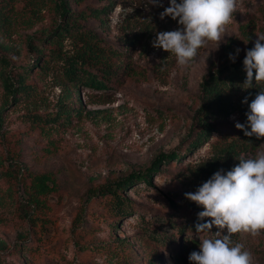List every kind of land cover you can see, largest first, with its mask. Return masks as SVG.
I'll list each match as a JSON object with an SVG mask.
<instances>
[{
	"label": "rangeland",
	"instance_id": "374dc122",
	"mask_svg": "<svg viewBox=\"0 0 264 264\" xmlns=\"http://www.w3.org/2000/svg\"><path fill=\"white\" fill-rule=\"evenodd\" d=\"M1 2L6 13H0V264H153L156 254L159 263L154 264H176V253L199 251L200 239L214 235L216 227L203 234L190 229L191 213L203 208L184 194L195 192L210 177L199 169L210 172L219 139L213 133L207 144L187 150L188 132L201 103L200 85L208 71L218 66L220 52L230 39H238L239 54L255 43L264 0H238L219 45L209 42L187 66L152 46L157 32L179 27L171 17L160 18L169 0H160L163 7L149 0H115L108 17L78 23L107 43L128 50L124 81L104 91L83 87L78 94L66 84L60 62L45 57L50 59L49 68L34 69L25 79L32 93L16 99L10 84L34 62L41 48L35 44L59 17L50 5ZM106 3L72 2L78 9ZM5 15L11 23L5 22ZM243 29L250 39L242 36ZM53 48L56 45L46 43L41 54L50 55ZM64 50L73 55L72 39L64 41ZM67 104L70 111L64 113L61 108ZM34 114L44 119L63 115L64 123L38 125L30 120ZM241 121L239 114L232 115L221 121V130H232ZM174 151H180L182 159L163 164L151 187L139 183L121 191L132 207L123 217H112L115 211L110 203L94 196L100 186L143 171L159 154ZM257 152H264V139L254 153L244 156ZM12 156L15 166L3 159ZM238 163L222 162L217 171L227 172ZM44 172L54 176L57 190L43 208L30 201L24 183L30 184L29 173ZM169 200L183 209L177 213ZM30 215L38 216L36 221L44 218V227L33 225ZM185 226L189 228L179 234ZM233 240L252 253L253 264H264V232L255 237L235 234ZM16 245L23 248L18 254Z\"/></svg>",
	"mask_w": 264,
	"mask_h": 264
},
{
	"label": "trees",
	"instance_id": "16d2710c",
	"mask_svg": "<svg viewBox=\"0 0 264 264\" xmlns=\"http://www.w3.org/2000/svg\"><path fill=\"white\" fill-rule=\"evenodd\" d=\"M29 3L34 2V5H50L51 11H53L59 22L56 26L45 36L43 39L38 40L35 47L37 48V57L33 60L31 65L22 69V74L15 76V83L10 84V90L12 89L13 97L16 99V95L24 97L30 95V84H26V78L30 76L34 69L46 70L49 68L50 59L60 62V67L63 72V76L66 79V84L75 89V93H80L81 88H87L91 90H108L113 83H121L126 77L128 66L124 63V58L128 54V50L122 47L113 46L107 43L103 38H100L93 31L81 26L78 22L81 20L87 21L89 19H102V17H108L112 10V6L115 4V0H106L107 3L103 6H90L86 5L83 8H74L72 2L76 5L84 3L86 0H27ZM9 2V1H7ZM5 2L4 6H8ZM0 3V10L2 14L6 13V9H2ZM46 7V6H45ZM264 15V8H263ZM5 22L11 23L10 18L3 16ZM258 34L264 33V16L257 28ZM243 37L250 39L247 30L243 29ZM73 40L74 52L73 55H69L64 50V41L67 39ZM54 44L56 48H53L50 55L41 54V51L45 48V44ZM238 46V39H230L222 48L219 55V64L216 68L211 69L203 77L200 85L199 100L200 105L195 113V120L191 125V129L188 132V151H193L199 147L207 144L213 133H217L219 136L217 149L213 155L211 167L208 169L210 172H206L204 169H199L201 174L209 175L214 174L213 171H217L218 164L223 162L228 163L231 161H239L238 157L254 153L264 138L256 139L255 136L248 137L244 135L242 130L234 129L229 131L221 130V121L229 118L232 115L239 114L242 121L241 124L246 123L247 117L245 113L248 111V105L242 103L245 97H248V103L250 104L252 99L258 91L264 88V82H257L253 79V85L251 88L245 89L243 85L246 79V72L244 71L243 60L246 50L251 49L254 43L247 46V49L242 53L236 55L235 62L229 59V54H235V50ZM45 57H50L46 59ZM119 61V63H118ZM44 63V66L42 64ZM41 64V65H40ZM125 75V77L121 76ZM29 93V94H28ZM71 100L74 97V93H69ZM20 99V98H19ZM74 101V100H72ZM64 113H69L70 105H66L61 108ZM69 116V115H68ZM63 115L46 117L45 119L39 114L31 115L30 120L38 125H44L50 123L52 125L59 126L62 121ZM220 122V123H218ZM250 130V129H249ZM4 161H8L10 164L13 162V156L11 159L8 157L3 158ZM182 159V153L171 152L161 153L152 162L151 166L143 171L133 172L129 176L119 181L113 182V184H107L106 186H100L94 196H100L104 201L110 203L111 208L115 211L113 216L123 217L126 215L132 207L130 202L123 197L121 191L125 189H133L139 183H145L147 186L152 185V178L155 174L161 172V166L167 165L171 162ZM221 168V167H220ZM15 169V168H14ZM10 173V172H9ZM209 177V178H210ZM28 178L30 184L27 191L29 193L30 201L34 202L37 206H47V200L50 195L56 192L57 184L56 179L50 173H29ZM207 178V179H209ZM53 183V185L51 184ZM171 208L177 213L180 212L182 206L176 204L173 200H169ZM179 210V211H178ZM38 216L30 215L29 221L35 226L44 227V218H40V221H36ZM191 226L190 229L195 231V224L197 222V212L191 213ZM207 221L208 218H205ZM114 225V223H113ZM189 228L185 226L183 229H178L179 234L185 233ZM217 229V228H216ZM215 229V233L219 231ZM193 231V232H194ZM215 233H213L215 235ZM222 234H226V231H222ZM213 235V236H214ZM233 238V237H232ZM18 246V247H17ZM19 250L17 254L22 251L21 245H16ZM184 254L178 252L175 254L176 264H190L188 256L190 251H183ZM187 258V259H186ZM159 256L156 254L152 260V263H159Z\"/></svg>",
	"mask_w": 264,
	"mask_h": 264
},
{
	"label": "clouds",
	"instance_id": "9594fccd",
	"mask_svg": "<svg viewBox=\"0 0 264 264\" xmlns=\"http://www.w3.org/2000/svg\"><path fill=\"white\" fill-rule=\"evenodd\" d=\"M149 4L163 7L160 0H149ZM237 5L238 0H169L160 18L171 17L179 27L157 32L152 46L174 55L178 65L187 66L209 42L219 45ZM257 37L243 60L245 89L252 87L253 79L255 83L264 82V33ZM239 52L236 49L229 59L235 62ZM242 103L248 105L247 120L244 124L237 122L235 127L245 136L264 138V88L250 104L248 97ZM236 159L239 163L230 170L216 171L195 192L184 194L203 208L197 213L196 233H212L213 226L226 230V234L217 231L200 239L199 251L188 256L190 264H253L252 253L232 237L240 233L255 237L264 232V152Z\"/></svg>",
	"mask_w": 264,
	"mask_h": 264
}]
</instances>
